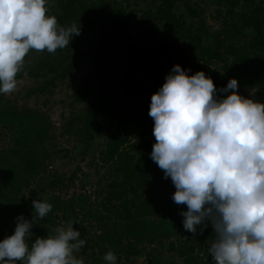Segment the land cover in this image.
<instances>
[{"label": "trees", "instance_id": "trees-1", "mask_svg": "<svg viewBox=\"0 0 264 264\" xmlns=\"http://www.w3.org/2000/svg\"><path fill=\"white\" fill-rule=\"evenodd\" d=\"M115 1L98 0L88 5L85 0H52L49 15L56 16L60 26H81V33L68 47L42 56L27 72L34 80H58L80 63L92 67L79 88L78 101L97 90V102L93 111L79 118V132L85 152L95 138L103 136L102 124L107 119L115 120V130L101 152V160L113 174L105 194L100 202L92 203L87 195L63 199L55 194L44 197L47 188L35 190L34 185H43L38 179L47 173L51 158V125L40 113L9 108L0 94V144L4 145L0 147V241L14 234L17 217L32 219V201L40 199L53 207L34 226L33 242L37 237L55 235L57 227H67L69 222L74 226L86 220L94 231L89 248L98 264H106L104 256L109 251L117 256V264H134L133 258L143 256L151 259L149 264H165L159 256L165 248L182 258L183 264H215L209 252L215 239L210 223L202 234L203 226H198L196 234L184 229L180 213L188 211L187 205L172 200L176 188L171 178L165 179L164 170L151 159L156 143L154 120L149 116L151 97L166 82L164 65L173 60L185 71L189 64V76L203 71L219 79L221 88L235 78L238 92L256 89L261 95L264 1L161 0L159 11L144 14L145 28H157L155 22H166L176 41L170 45L152 32L140 49L132 45L125 24L128 17ZM178 2L185 5L189 23L185 16L178 18L172 13ZM250 33L249 43H241ZM180 45L192 46V51L187 53ZM25 74L23 67L17 80ZM230 94L220 93L218 97ZM75 177L77 173L71 181ZM61 182L55 178L48 188L57 191ZM89 232L85 229L83 236Z\"/></svg>", "mask_w": 264, "mask_h": 264}, {"label": "clouds", "instance_id": "clouds-1", "mask_svg": "<svg viewBox=\"0 0 264 264\" xmlns=\"http://www.w3.org/2000/svg\"><path fill=\"white\" fill-rule=\"evenodd\" d=\"M51 5L0 0V94L16 90L31 50L54 54L80 35L81 26H60L49 15ZM190 71L175 65L151 97V159L171 178L172 200L187 205L180 213L184 229L196 234L203 226L202 234L210 223L215 264H264V103L240 95L235 78L217 89L205 72ZM218 92L231 94L221 98ZM32 204V219L17 217L14 234L0 241V264H83L75 253L86 241L71 222L32 241L34 226L53 207L40 199ZM117 259L112 251L104 256L106 264Z\"/></svg>", "mask_w": 264, "mask_h": 264}, {"label": "rangeland", "instance_id": "rangeland-1", "mask_svg": "<svg viewBox=\"0 0 264 264\" xmlns=\"http://www.w3.org/2000/svg\"><path fill=\"white\" fill-rule=\"evenodd\" d=\"M98 0H85L89 5ZM192 1V0H191ZM194 1V0H193ZM264 1V0H256ZM115 6L124 11V15L128 17L125 24L130 30L132 37V45L140 49L146 44L148 36L152 32H157L158 39L165 41L168 44H174L176 37L171 36L173 31L166 22H155L157 28H145L144 14L147 11L156 13L160 10L161 0H116ZM212 9V7H209ZM172 13L178 18L185 16L186 23L191 21L186 7L183 3L178 2L172 9ZM214 29L217 25L212 26ZM158 29V30H156ZM252 38V33L248 34L246 38L241 39V43H249ZM180 47L188 51H192V46L183 45ZM48 52L31 50L25 59L24 68L26 74L18 81L17 88L14 92L9 94H2L11 109H16L20 112L26 113H40L47 117L51 125L52 137L48 143V150L51 153V158L48 163L47 173L38 179L43 185H34L35 190L45 189L44 197L58 195L63 199H70L76 195H87L91 197V202L98 203L101 197L104 196L106 184L110 179L111 168L101 160V152L105 149L107 138L113 134L115 130V120L107 119L102 124L104 129L103 136H98L90 143V147L84 152L85 146L82 144L83 136L80 134L82 123L79 120L81 116L87 115L93 111L97 102L95 93L96 90L90 91V95L82 102L78 101L79 88L84 79L92 71V67L87 63H80L73 71L67 73L64 78L53 80H34L27 76V72L35 63ZM155 61V60H153ZM177 65V61L173 60L164 65L165 72L170 74L172 68ZM189 64H186L187 70ZM218 67V66H216ZM154 69L150 72L153 76ZM191 73L188 72V75ZM213 82L217 89L221 88V81L214 79ZM239 94L248 99H254L264 103V89L261 95H258L256 89L243 88ZM219 96L220 93L218 92ZM10 139L7 140L9 142ZM0 147L4 145L0 144ZM80 168L81 171L77 169ZM77 173V177L71 181V176ZM55 178L62 180L57 191H52L48 188ZM29 192L26 194V197ZM75 230L81 232V239L86 241V245L77 253L78 259L83 260V264H98L96 258L93 257L92 249L89 248L93 232L90 231V224L86 220L78 222L73 226ZM87 230L88 235L83 236V232ZM185 237L182 238V241ZM160 259L162 263L170 264H183V259L178 257L176 253L169 252L166 248L161 250ZM134 264H149L151 259L144 257L133 258Z\"/></svg>", "mask_w": 264, "mask_h": 264}]
</instances>
